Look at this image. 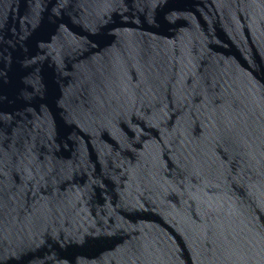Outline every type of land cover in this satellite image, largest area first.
<instances>
[{
    "label": "water",
    "instance_id": "obj_1",
    "mask_svg": "<svg viewBox=\"0 0 264 264\" xmlns=\"http://www.w3.org/2000/svg\"><path fill=\"white\" fill-rule=\"evenodd\" d=\"M0 264H264V0H0Z\"/></svg>",
    "mask_w": 264,
    "mask_h": 264
}]
</instances>
